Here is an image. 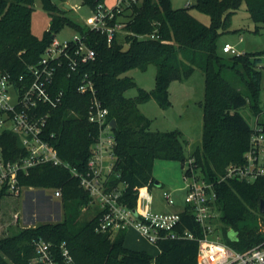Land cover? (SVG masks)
I'll return each mask as SVG.
<instances>
[{"label": "trees", "instance_id": "obj_1", "mask_svg": "<svg viewBox=\"0 0 264 264\" xmlns=\"http://www.w3.org/2000/svg\"><path fill=\"white\" fill-rule=\"evenodd\" d=\"M81 1L94 10L99 4L104 5L105 0ZM40 2L48 12L49 25L37 36L30 28L34 0H0V70L12 76L25 73L66 23L76 27L95 51L92 60L80 64L70 74L61 68L55 77V85L63 89V97L51 109L45 131L48 135L52 133L51 142L59 157L77 170H84L97 139L96 125L87 120L88 95L76 90L81 77L87 74L108 108L107 120L115 121L111 127L115 159L108 182L124 184L123 201L133 208L139 193L155 185L152 174L155 158L181 163L192 158L195 170L214 185L216 208L223 225L222 241L238 251L262 242L264 212H260L259 205L264 200V176L252 181L222 178L229 164L244 162L252 131L237 108L249 102L257 123L264 126L258 120L261 56L260 52H224L219 36L228 29L232 14L242 3L254 23L253 32L264 31V0H195L193 5L209 16V24L193 16L189 5L174 8L171 0H138L115 13L113 21L124 25L110 43L106 34L72 21L55 0ZM151 34L155 36L151 38ZM149 63L156 67L154 87L150 90L137 87L136 95L125 96L126 89L136 86L126 71L135 67L144 70ZM196 68L204 73L202 138L186 155L182 133L151 129L150 119L139 111L138 105L154 98L161 107H166L170 103V82L188 77ZM6 136L8 146L17 150L15 137L2 134L5 150ZM19 178L20 184L27 188L24 212L33 214L35 206L30 192L37 191L43 198L37 201L40 220L11 235L0 236V264H30L38 239L51 242L57 255L64 242L73 264H196L195 240L162 239L157 244L158 253L152 255L146 250L127 248L123 230L113 234L96 231L100 214L97 206L90 218L80 220L81 209L91 205L90 195L63 164H39ZM45 188L61 189L63 212L58 220H43L50 218L54 210L49 204L46 206ZM2 196L0 192V209ZM54 212L57 214L56 209ZM181 221V227L201 235L199 224L187 209L182 212Z\"/></svg>", "mask_w": 264, "mask_h": 264}, {"label": "built area", "instance_id": "obj_2", "mask_svg": "<svg viewBox=\"0 0 264 264\" xmlns=\"http://www.w3.org/2000/svg\"><path fill=\"white\" fill-rule=\"evenodd\" d=\"M138 0H115L112 7L99 4L85 21L90 30L106 34L110 43L124 23L113 21L115 13L124 5ZM115 7V9H113ZM153 38L155 35H149ZM85 36L77 32L70 40L60 41L55 36L45 47L35 63L27 66L26 72L12 76L0 70V192L18 195L27 189L20 184L21 174H27L30 168L44 163L67 166L79 180V185L90 195V203L99 208L95 230L114 233L127 228L136 229L149 242L158 244L162 239H189L197 241L196 264H264V240L243 251H238L225 244L218 233L215 221L219 218L216 208L217 194L212 181L199 174L193 166V159L186 162L183 179L185 181L184 204L179 211H162L148 206L140 207V198L146 204L151 199L147 192H140L137 205L131 208L121 196L124 189L108 182V175L115 159V139L110 122L107 120L108 108L98 97L93 80L84 74L76 90L88 95L87 120L96 125L98 136L92 144L85 169L77 170L63 161L51 142L52 133L45 128L50 118L51 109L59 105L63 89L55 85V77L61 68L67 74L94 58L95 51ZM222 50L230 54H239L229 42L222 45ZM13 98V101L11 100ZM2 134L15 137L17 150L8 146V136L1 141ZM264 176V126L257 123L252 127L249 144L244 153L242 164H229L225 177L252 181ZM51 196L60 197L61 189L52 188ZM161 197L166 204H174L171 191L161 190ZM187 209L199 224L201 235L187 227H181V214ZM36 252L30 264H73L69 249L62 242L59 255L51 242L38 239Z\"/></svg>", "mask_w": 264, "mask_h": 264}, {"label": "rangeland", "instance_id": "obj_3", "mask_svg": "<svg viewBox=\"0 0 264 264\" xmlns=\"http://www.w3.org/2000/svg\"><path fill=\"white\" fill-rule=\"evenodd\" d=\"M57 4L64 10V14L72 21L85 25V21L92 14V9L83 4L81 0H55ZM114 3L115 0H109ZM195 0H171V6L174 8L189 5L190 13L198 20L205 24H209V16L197 9L193 4ZM115 4V3H114ZM49 25L48 12L43 9L40 0H34V9L31 14L30 28L31 32L37 36H41L43 31ZM254 23L249 17L245 3H242L238 10L232 14L229 27L219 36V43L225 41L232 44L238 52H260V69L261 81L258 91V104L261 109L259 118L264 123V31L261 33L253 32ZM78 30L71 24H64L58 31L55 32V37L62 41L70 40ZM242 40L240 41V37ZM127 45H125L126 47ZM156 67L153 63H149L147 68L141 70L137 67L131 68L125 74L131 76L136 83V86L125 90L124 95L133 97L137 93V87L150 90L155 84ZM170 103L166 107H161L158 102L151 98L138 105L139 111L150 119V128L153 130H179L184 139L185 154L189 155L193 149L201 143L202 128H203V100H204V73L201 69L196 68L188 77H183L170 82L168 87ZM13 101V98H11ZM244 116L248 123L253 127L256 124V118L252 112L251 106L248 103L237 108ZM186 162L181 163L179 160L166 159L157 157L153 161L152 174L156 181L161 183V188L173 191L175 203H183L185 181L183 174ZM123 187V183L119 184ZM160 187H155L151 190L153 204L159 199L156 194ZM46 196V206L48 204L57 210V214L51 212L50 218L43 220H58L62 218V208L60 206V197L51 196L52 188L44 189ZM25 193L26 189L22 190L18 195L5 194L1 197L0 209V236H8L19 229L32 225L40 220L37 211V201H43L37 191L30 192L32 195L33 214L29 215L24 212L25 209ZM27 197L29 198V196ZM48 196V197H47ZM157 197V198H155ZM45 200V199H44ZM95 205L83 207L81 209L80 220L90 218L93 215ZM140 207L148 206L145 198H140ZM42 220V219H41ZM217 231L221 235L222 223L219 218L215 221ZM124 244L135 250H146L152 255H156L159 248L156 244L149 242L144 236L139 234L133 228L125 230Z\"/></svg>", "mask_w": 264, "mask_h": 264}, {"label": "crops", "instance_id": "obj_4", "mask_svg": "<svg viewBox=\"0 0 264 264\" xmlns=\"http://www.w3.org/2000/svg\"><path fill=\"white\" fill-rule=\"evenodd\" d=\"M114 3H115V1H114ZM114 3H111V1H109V0H105L104 1V5L106 6V7H112L113 5H114ZM242 40V36L240 37V41ZM225 42H227V41H225ZM224 42V43H225ZM244 52V51H243ZM258 120L261 122V123H263L262 122V120L259 118V116H258ZM158 182V185H154L149 191H147V193L149 194V196H150V199H151V203H150V205H148V207H150V208H152V209H157V210H162V211H179V210H181L182 208H183V204H184V201H183V203H175L174 202V204H171V205H168V204H166L165 203V201L162 199V197H161V190L162 189H165V188H161L160 186H161V183L159 182V181H157ZM155 187H160V189H158V193L156 194V196L160 199L159 200V202L157 201L156 202V204H153V199H154V197H152V194H151V190H153ZM168 190V189H167ZM169 191H171V190H169ZM184 192H185V189H184ZM171 193H172V196H173V191H171ZM157 197H155V198H157ZM153 198V199H152ZM173 198H174V196H173ZM183 199H184V197H183ZM139 203H140V201H139ZM134 229V228H133ZM134 230H136V229H134ZM137 231V230H136ZM138 232V231H137ZM139 233V232H138ZM140 234V233H139ZM124 238H125V235H124ZM125 245V244H124ZM126 246V245H125ZM127 247V246H126ZM127 248H129V247H127ZM131 249V248H130ZM134 249V248H133ZM135 250V249H134ZM139 250V249H138Z\"/></svg>", "mask_w": 264, "mask_h": 264}, {"label": "water", "instance_id": "obj_5", "mask_svg": "<svg viewBox=\"0 0 264 264\" xmlns=\"http://www.w3.org/2000/svg\"><path fill=\"white\" fill-rule=\"evenodd\" d=\"M110 125H111V127H114L115 126L114 119H111L110 120ZM155 185H158V182L157 181L155 182ZM259 210H260V212H264V200L263 199L260 200ZM230 234L234 235L233 232H230Z\"/></svg>", "mask_w": 264, "mask_h": 264}]
</instances>
